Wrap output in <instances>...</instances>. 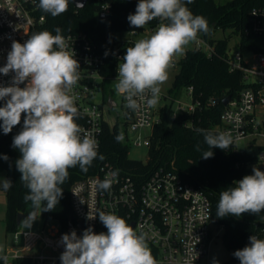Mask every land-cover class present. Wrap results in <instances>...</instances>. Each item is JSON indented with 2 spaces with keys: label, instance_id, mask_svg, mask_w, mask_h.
I'll use <instances>...</instances> for the list:
<instances>
[{
  "label": "clouds",
  "instance_id": "obj_1",
  "mask_svg": "<svg viewBox=\"0 0 264 264\" xmlns=\"http://www.w3.org/2000/svg\"><path fill=\"white\" fill-rule=\"evenodd\" d=\"M192 3L194 0H139L135 13L128 15L130 25L135 28H144L157 18L167 23H160L148 38L127 47L123 62L118 65L114 88L124 96L127 108L139 110L140 99L147 108H155L174 58L184 55L200 33H209L206 18L194 15L187 7ZM68 4L69 0H39L37 7L57 17L67 12ZM55 33L45 30L33 33L24 43L13 41L7 63L0 67L4 75L14 73L10 86H0V100L6 101L0 107L3 133H10L25 114L23 128L13 138V147L22 154L16 168L28 189L24 200L30 201L33 208L22 221L26 228L42 212L55 209L70 168L79 166L86 172L95 159H104L98 154L97 140L90 134L81 135L84 129L76 122L79 111L71 94L80 79V64L67 50L66 38L59 27ZM197 131L204 135L210 149L202 153L203 159L214 155L212 148L226 150L233 145L229 133ZM116 140H123V136L117 135ZM117 175L111 173L112 178ZM112 183L113 179L105 178L98 186L108 190ZM235 184L220 193L217 217L256 215L264 211V171L254 167L253 174L245 175ZM2 187L10 189L11 180L4 179ZM98 216L107 232L97 234L90 227L80 237L74 230L64 234L61 264H157L146 234L137 233L116 214L100 212ZM234 256L240 264H264V239L250 236L249 244L235 251Z\"/></svg>",
  "mask_w": 264,
  "mask_h": 264
},
{
  "label": "built area",
  "instance_id": "obj_2",
  "mask_svg": "<svg viewBox=\"0 0 264 264\" xmlns=\"http://www.w3.org/2000/svg\"><path fill=\"white\" fill-rule=\"evenodd\" d=\"M38 3L39 0H0V67L7 63L13 41L26 42L44 24L45 16L40 14ZM94 3L100 19H106L114 9L111 0H94ZM251 19L253 30L264 35V9L253 10ZM162 22L166 23L159 19L143 29L124 30L130 36L129 40H117L118 33L114 34V41L119 47L114 51L117 65L113 74H106L105 58L86 34L63 35L67 41V50L75 55L80 64V79L71 94L75 96V106L83 119L80 126L84 133L81 135L90 134L97 140L98 148L102 143L105 125L118 126L120 129V122L124 124L127 133L149 130L143 142L135 141L134 144L138 147H150L154 128L161 123V110L166 105L149 109L144 105L143 99H140V109L133 111L126 107L122 94V103L118 104L114 96V84L118 76V65L123 62L127 47L134 46L140 39L148 38ZM189 49L186 48L184 55L174 58L171 68H180ZM191 49L212 57L216 54V43L199 35ZM253 54V63L245 60L241 52L236 56L238 63H235L228 52L231 67L241 69L245 72L247 82L261 87L258 91L246 89L239 98L231 99L225 106L221 124L215 128L218 134H231L235 151H239L237 144L249 137L264 138V132L254 123L257 109L260 106L264 108V54ZM13 76L12 72L8 75L0 73V86H10ZM251 78L255 80L250 81ZM19 86L24 87L25 84ZM188 89L192 103L182 106L180 113L192 115L199 108H211L217 104L215 100L202 104L195 99L194 88ZM98 96H102L100 101H97ZM163 98L173 100L170 95L160 94L159 102ZM111 100L115 101V106L111 105ZM5 102L0 100V104ZM179 114L172 113V120ZM251 125L253 132L249 131ZM126 139L131 147L132 140L128 135ZM259 163L261 171H264V150L260 152ZM112 172H117L118 175L112 178ZM105 178L113 179V183L108 190H101L98 185ZM70 203L72 214L65 226L59 221L49 220L42 231L30 227L28 230L15 232L16 241L22 239V246L3 254V257H7L6 261L3 259V264H61L60 257L65 250L61 243L64 234H70L74 230L80 237L90 227L97 234L107 232L99 220L100 212L116 214L124 218L137 233L146 234L148 246L157 264H201L215 239L212 226H218L214 222L213 205L209 196L177 172L174 163L157 168L148 177L143 174L128 175L116 169L113 164L106 163L96 175L73 184ZM94 215L95 218L90 219ZM218 227L224 229L223 226ZM221 264L237 263L229 260Z\"/></svg>",
  "mask_w": 264,
  "mask_h": 264
},
{
  "label": "trees",
  "instance_id": "obj_3",
  "mask_svg": "<svg viewBox=\"0 0 264 264\" xmlns=\"http://www.w3.org/2000/svg\"><path fill=\"white\" fill-rule=\"evenodd\" d=\"M111 1L114 9L106 19L98 17L94 0H87L83 10H76L69 2L67 12L57 17H52L41 10L40 14L45 16V22L37 28L36 33L47 30L55 35V29L59 27L62 35L86 34L105 58L106 74H113L117 65L114 51L119 47L114 41V34L143 28L131 26L127 19L129 14L135 13L139 0ZM187 7L194 15H201L208 21L209 33L199 35L216 43V54L208 57L200 51L189 49L181 61L179 72L168 95L173 97L183 88L193 87L195 99L200 100L202 104L205 105L209 100H215L217 104L211 108L205 106L199 108L192 115L180 113L175 120L171 117L172 103L166 105L161 110L162 121L153 131L148 163L130 159L128 155L130 145L124 140L119 142L116 140L117 135H122L119 127L106 124L102 143L98 148V154L104 159H95L86 172L79 166L70 168L68 179L62 185L63 195L59 203L52 211L42 214L46 221L56 220L65 226L72 214L70 191L73 184L96 175L106 163L113 164L122 173L135 176L143 174L146 177L157 168L174 163L177 172L209 196L213 205L214 222L224 227L223 241L231 252V260L240 264L234 252L247 246L250 236L255 235L264 239V211L256 215L246 213L240 217L229 215L220 218L216 215L217 205L222 191L235 187V182L245 175L253 174L254 167L261 170L259 155L264 146L258 145L256 139H253L243 151H235L233 145L226 150L212 148L214 155L203 159L202 153L210 149L204 141V135L197 129L218 134L215 128L221 124L225 110L224 99L228 96L232 99L239 98L241 93L249 88L256 91L261 89L259 84L247 82L245 72L241 69L231 67L228 56L231 36L216 39L215 35L218 31L231 30L233 35L240 37L238 47L242 54H264V35L253 30L251 19L253 10L264 9V0H229L225 4H218L216 0H194V3ZM158 21L159 19H154L146 25ZM3 105L0 104V107ZM24 115L22 114L21 123L14 126L10 133L4 134L0 128V171H6L8 180L12 182V187L6 190L8 198L6 229L9 233L19 230L20 213L28 216L33 210L31 202L24 200L28 189L21 182V173L16 168V161L20 156L17 148L13 147L14 136L23 128ZM76 122L79 125L83 122L80 114ZM253 130L251 125L249 131ZM4 156L8 159L4 160ZM0 264H3L2 258Z\"/></svg>",
  "mask_w": 264,
  "mask_h": 264
},
{
  "label": "rangeland",
  "instance_id": "obj_4",
  "mask_svg": "<svg viewBox=\"0 0 264 264\" xmlns=\"http://www.w3.org/2000/svg\"><path fill=\"white\" fill-rule=\"evenodd\" d=\"M231 1V0H230ZM216 2L218 4H225L227 2H229V0H216ZM230 38V48H229V56L232 59L233 62L238 63V60L236 58L237 54L241 51L239 50V43H240V37L237 35H233L231 30H228L226 32L223 31H218L215 35L216 39H222V38H226L229 37ZM116 39L117 40H129L130 36L126 33V32H121L118 33L116 35ZM193 46V42L187 46V48H192ZM253 53H245L243 54V58L245 60H249L251 61V63H253ZM179 69H173L170 68L169 72H168V79L167 81L161 86V93L164 96H167L168 94H170V89L173 86L174 80L176 75L178 74ZM255 78H251L250 81H254ZM114 96L116 99V101L118 102L119 105H121L122 103V99L120 94H118L117 92H114ZM102 98V96H98L97 97V101H100ZM171 105V109L173 111V113L179 114L181 111V107L182 106H187V105H191L192 103V97L189 94V89L188 88H183L177 95L173 96V100L170 99H166L163 98L158 106H164V105ZM259 123H262V119L261 117L258 118ZM264 125V123H263ZM262 125V126H263ZM262 131L264 132V128H261ZM120 131L121 134L123 136V140L126 141V136L128 135V137L130 138V140H132V144L129 150V158L132 160H137V161H141L143 163H148L149 161V148L146 145L143 146H136L134 143L135 141H144L146 135L148 134L149 130H145V131H138V132H131L129 131L127 133L126 128L124 126L123 123L120 122ZM253 139H256L257 144L264 146V138L263 137H249L241 142H239L237 144V148L239 151H243L250 143ZM19 156L21 158V152L19 151V149H17ZM4 179H8V175L6 172H0V248H2V251H0V255L5 254L8 251H11L12 249H16V248H21L22 246V239H20L19 241H16L15 238V233H9L6 229V223H7V205H8V201H7V193L6 190L3 189L2 187V183ZM27 218V217H26ZM25 218V219H26ZM45 223H46V219L43 216V214L41 213L40 216L38 217V219H36L31 227H33L34 230L36 231H42L45 227ZM30 228H26L22 223L20 225L19 231H24V230H28ZM212 234L215 236V239L213 240V242L211 243L210 247H209V252L206 255V257L203 259L201 264H221L224 262H227L229 260H231V252L229 251V249L226 247L225 243H224V229L222 227H218L216 225L212 226Z\"/></svg>",
  "mask_w": 264,
  "mask_h": 264
},
{
  "label": "water",
  "instance_id": "obj_5",
  "mask_svg": "<svg viewBox=\"0 0 264 264\" xmlns=\"http://www.w3.org/2000/svg\"><path fill=\"white\" fill-rule=\"evenodd\" d=\"M71 3L78 9L80 10H83L85 7H86V4H87V0H70ZM232 97L231 96H228L227 99L225 98L224 101H223V105L224 106H227V104L231 101ZM115 101L114 100H111V105L112 106H115ZM27 216L23 213H20L19 214V217H18V225L20 227L22 221L26 218Z\"/></svg>",
  "mask_w": 264,
  "mask_h": 264
},
{
  "label": "crops",
  "instance_id": "obj_6",
  "mask_svg": "<svg viewBox=\"0 0 264 264\" xmlns=\"http://www.w3.org/2000/svg\"><path fill=\"white\" fill-rule=\"evenodd\" d=\"M259 117H261V119H262V123H259V120H258V118ZM254 123H255V125H258V126H260V129L263 127L264 128V125H263V123H264V108L263 107H261L260 106V108H258L257 109V111H256V113H255V115H254ZM263 125V126H262ZM255 137V136H254ZM255 138H257V137H255ZM0 172H6V171H0ZM7 173V172H6Z\"/></svg>",
  "mask_w": 264,
  "mask_h": 264
}]
</instances>
